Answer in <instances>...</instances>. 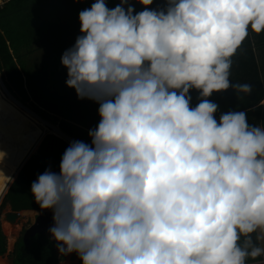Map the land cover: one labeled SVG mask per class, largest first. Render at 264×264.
I'll return each instance as SVG.
<instances>
[{
	"label": "clouds",
	"instance_id": "clouds-1",
	"mask_svg": "<svg viewBox=\"0 0 264 264\" xmlns=\"http://www.w3.org/2000/svg\"><path fill=\"white\" fill-rule=\"evenodd\" d=\"M148 6L153 0H138ZM95 0L61 55L68 87L100 117L30 186L60 255L81 264H246L264 256V127L207 99L264 32V0H164L135 12ZM190 89L200 102L190 107ZM7 152L0 150V163ZM11 176L0 170V198ZM35 217L39 214L33 210ZM32 223H35L33 219ZM255 236L254 239V235Z\"/></svg>",
	"mask_w": 264,
	"mask_h": 264
},
{
	"label": "trees",
	"instance_id": "trees-1",
	"mask_svg": "<svg viewBox=\"0 0 264 264\" xmlns=\"http://www.w3.org/2000/svg\"><path fill=\"white\" fill-rule=\"evenodd\" d=\"M94 2L95 0H6L0 6V72H4L2 79L6 88L11 92L17 89L25 96L30 94L38 104L36 112L42 118L54 117L55 121L52 122L58 125L62 133L88 144L91 143L88 132L95 129L100 120L97 114L99 104L88 98H78L75 90L66 85V80H58L59 69L60 72L67 73L66 67L60 62L62 54L55 55L52 49L47 54L49 69L45 70L30 63L27 52L37 40H44V36L53 31L58 21H66V17L71 15L78 18V13ZM163 4L164 0H153L148 6L141 5L138 0H127L126 7L133 6L135 14L145 8L163 7ZM257 50L264 52V32L256 34L250 30L232 57L230 80L233 83H250L253 91L248 95L236 94L230 87L225 91L214 92L207 99L219 106L214 114L217 120L222 113L244 111L250 125L264 127V85ZM61 75L65 76L64 73ZM189 95L190 107H195L201 99L199 90L190 89ZM43 135L40 124L0 91V150L7 152L6 159L0 163V170L12 177L32 145L42 139ZM69 144L61 137L48 134L39 145L37 153L22 166L4 196L3 203H8L14 211L50 210L39 208L33 200L30 186L45 170L59 172L61 157ZM253 235L255 239L256 234ZM5 239L0 227V255L6 251ZM256 244L260 247L259 240H256ZM15 254L14 264L56 263L55 244L47 235L36 234L28 245L20 239L15 247ZM76 257L78 258L77 254ZM78 260L81 264L79 258ZM255 260L249 258L246 263Z\"/></svg>",
	"mask_w": 264,
	"mask_h": 264
},
{
	"label": "rangeland",
	"instance_id": "rangeland-1",
	"mask_svg": "<svg viewBox=\"0 0 264 264\" xmlns=\"http://www.w3.org/2000/svg\"><path fill=\"white\" fill-rule=\"evenodd\" d=\"M120 2H121V0H105V3H106V5H107V7L109 9L114 8L115 6L120 4ZM125 7H126V5H125ZM66 18H68L66 21H63V22L58 21L57 24L55 25L53 31L51 33H49L48 35L44 36V40H37L36 43L28 50L27 59L29 60L30 63L36 64L37 65L36 68H43L45 70H48L49 68H47V66H48V63H47V56L48 55L47 54L49 52H52V49H54V54L55 55L63 54V52L66 49L70 48L74 44L76 37L81 34L80 33V22H79L78 18H76L75 15H71V16H68ZM257 54H258V61L260 59V63L262 65V71H263V76H264V68H263V61H262L264 59V57L262 56V54L264 55V52L262 53V51H260V53L258 52ZM60 61H61V57H60ZM62 73H64L65 76H62L61 75ZM58 74H59L58 80L65 81L67 79V73L66 72H62V71L60 72V69H59V71L57 72V76H58ZM60 75H61V77H60ZM2 76H4V72H0V88H1V90L3 92L5 91L4 93L7 96L11 97L16 102H18L24 109L27 110V112H29L34 117H37V118H39V119H41L43 121H47V122L51 123L52 125L58 126L57 124H53V122H52V121H55L54 117H52L50 119H44L36 112V107H37L36 105H38V104L34 101L33 97H31L30 94L25 96L24 94H22L17 89L14 90V92L9 91L6 88L5 84H4ZM40 83H41V81H40ZM49 86H50V84H49ZM53 92L54 91H48V93H53ZM38 123L40 124L39 121H38ZM40 125H41V128L45 129L42 124H40ZM51 133L52 132H48V131L45 132L43 137H42V139L40 140V143L37 145V143L39 142V139H38L36 141L37 143L35 142L36 144L34 143L32 145V147L30 149L31 153L28 156V158L31 157L32 155H34L37 152L38 147L42 143L44 138L48 134H51ZM18 172L15 174L13 179L16 178ZM3 198H4V196L2 198H0V212H1V214H0V224H1L0 227H1L2 234L6 238L5 240H6L7 250H8V249H12V244L14 245V243L20 238V236L23 233V229L25 227L27 228V227L30 226V220L35 215L33 213H28L27 215L23 214L22 217L24 218V220H23V224L22 225H16V226L15 225H11L8 221L3 219V216H4V214L6 212L12 211V209H11V207H10V205L8 203H6V202L3 203ZM23 212L24 211H21V213H23ZM26 216H27V219H26ZM3 221L7 222L10 225L11 228L19 227L18 228V232H17L18 235L15 237V241L13 240L14 243L13 242L11 243L8 240L6 232L4 231V228H3ZM259 242H260V245L264 246V240H259ZM67 256L70 257V260H69L70 264H76L77 263V259H76L75 255H74V253L67 254ZM67 256L66 255L65 256L64 255H62V256L60 255L59 259H57V261H56L57 264L59 262H61L60 264H65V262H67V261H65L63 263H62V261H64V259Z\"/></svg>",
	"mask_w": 264,
	"mask_h": 264
},
{
	"label": "water",
	"instance_id": "water-1",
	"mask_svg": "<svg viewBox=\"0 0 264 264\" xmlns=\"http://www.w3.org/2000/svg\"><path fill=\"white\" fill-rule=\"evenodd\" d=\"M51 134L65 139L64 137L59 136L57 134L54 133ZM65 140L67 141V139ZM27 211L33 212V210H27ZM35 211L39 213L35 218V223L34 224L31 223L30 227L23 234L24 243L26 245L29 244L30 239L36 234L48 235L49 234L48 229L53 225L52 210H43V211L35 210ZM3 219L8 221L11 225L23 224V218L21 217L19 212H7L4 214ZM10 264H14L13 259L10 260Z\"/></svg>",
	"mask_w": 264,
	"mask_h": 264
},
{
	"label": "bare ground",
	"instance_id": "bare-ground-1",
	"mask_svg": "<svg viewBox=\"0 0 264 264\" xmlns=\"http://www.w3.org/2000/svg\"><path fill=\"white\" fill-rule=\"evenodd\" d=\"M0 91L3 93V95L8 99L10 100L15 106H17L18 108H20L21 110L25 111L26 113H28L30 116H32L37 122L39 121L40 124L43 125V127L45 129L42 128V133L44 134L45 132H52L54 134H57L59 136H62L64 137L65 139H67L68 142H72V141H75L74 139L66 136L64 133L61 132V130L59 129V127L55 126V125H52L51 123L47 122V121H43L37 117H34L33 115H31L29 112H27L26 109H24L18 102H16L14 99H12L11 97L7 96L0 88ZM8 94V93H7ZM41 126V125H40ZM41 139H39V142H40ZM39 142L37 143V145L39 144ZM36 145V146H37ZM31 151L29 152V154L22 160V162L19 164L18 168L15 170V172L13 173L12 175V178H14L15 174L20 170V168L23 166L24 162L27 160L28 156L30 155ZM28 213H32V212H23L21 213V216L24 214V215H27ZM34 214V213H33ZM26 219H27V216H26ZM16 226V225H15ZM3 228H4V231L6 232V235H7V238L8 240L12 243L13 240H14V235L18 232V228L19 227H15V228H11L10 225L3 221ZM11 245V244H10ZM9 246V245H8ZM70 257L68 256V259H67V262H65V264H70ZM0 264H5V262L1 261Z\"/></svg>",
	"mask_w": 264,
	"mask_h": 264
},
{
	"label": "crops",
	"instance_id": "crops-1",
	"mask_svg": "<svg viewBox=\"0 0 264 264\" xmlns=\"http://www.w3.org/2000/svg\"><path fill=\"white\" fill-rule=\"evenodd\" d=\"M260 51H261V50H257V51H256V54H257L258 52L260 53ZM262 56L264 57L263 54H262ZM259 58H260V57H259ZM262 61H263V68H264V59H263ZM258 62H259V65H260V71H261L260 74H261L262 83H263V85H264V76H263L262 65H261V63H260V59H259ZM57 127H58V126H57ZM70 138H71V137H70ZM36 153H37V152H36ZM36 153H35V154H36ZM29 158H30V157H29ZM29 158H28V159H29ZM28 159H27V160H28ZM27 160H26V161H27ZM26 161H25V162H26ZM24 164H25V163H24ZM24 164H23V165H24ZM20 170H21V169H20ZM20 170H19V171H20ZM18 173H19V172H18ZM17 175H18V174H17ZM14 180H15V179H14ZM9 187H10V186H9ZM4 196H5V195H4ZM10 207H11V206H10ZM11 209H12V208H11ZM21 211H24V212H30V211H27V210H21ZM21 211H14V210H12V211H9V212H19L20 215H21ZM41 211H43V210H41ZM31 212H32V211H31ZM6 213H7V212H6ZM32 213H33V212H32ZM0 214H1V213H0ZM21 217H22V216H21ZM3 218H4V216H3ZM22 218H23V217H22ZM35 218H36V217L34 216V217L30 220V225H31L33 219H35ZM23 220H24V218H23ZM0 225H1V224H0ZM29 227H30V226H29ZM29 227H28V228H29ZM17 235H18V233H16V234L14 235V241H15V237H16ZM47 238L50 239V234L47 235ZM19 239H20V238H19ZM19 239H18L15 243L13 242L14 245L12 244V249H8V250H7V246H6V251H5V253H6V252H7V253H6V254L3 253L2 255H0V262L4 260L3 262H5V264H6V263H7V264H10V260H11V259H13V261L15 260V256H16V254H15V247L19 244ZM50 240H51V239H50ZM51 241H54V240H51ZM54 244H55V242H54ZM73 253H74L75 257H76V253H75V252H73ZM55 254H56V261H57V259H59V257H60V254L58 253L56 246H55ZM61 256H62V255H61ZM64 256H65V255H64ZM66 256H67V255H66ZM67 257H68V256H67ZM67 257L64 259V261H62V263L65 262V261H67V259H68ZM76 259H77V263H76V264H80V263H79V260H78L77 257H76ZM60 263H61V262H59L58 264H60ZM55 264H57V262H56Z\"/></svg>",
	"mask_w": 264,
	"mask_h": 264
},
{
	"label": "built area",
	"instance_id": "built-area-1",
	"mask_svg": "<svg viewBox=\"0 0 264 264\" xmlns=\"http://www.w3.org/2000/svg\"><path fill=\"white\" fill-rule=\"evenodd\" d=\"M6 0H0V6L5 2ZM260 247L264 248V246L260 245ZM246 264H264V256L259 257L257 260L246 263Z\"/></svg>",
	"mask_w": 264,
	"mask_h": 264
},
{
	"label": "flooded vegetation",
	"instance_id": "flooded-vegetation-1",
	"mask_svg": "<svg viewBox=\"0 0 264 264\" xmlns=\"http://www.w3.org/2000/svg\"><path fill=\"white\" fill-rule=\"evenodd\" d=\"M27 229H28V227H27V228L25 227V228L23 229V233H22V235L20 236V239H21V241H23V242H24V239H23V236H24V235H23V234H24V232H25ZM20 239H19V240H20Z\"/></svg>",
	"mask_w": 264,
	"mask_h": 264
}]
</instances>
